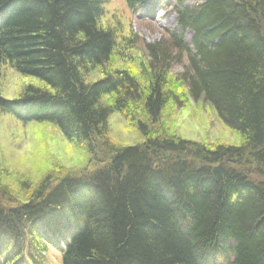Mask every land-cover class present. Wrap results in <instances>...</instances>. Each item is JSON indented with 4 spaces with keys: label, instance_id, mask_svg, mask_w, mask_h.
<instances>
[{
    "label": "trees",
    "instance_id": "1",
    "mask_svg": "<svg viewBox=\"0 0 264 264\" xmlns=\"http://www.w3.org/2000/svg\"><path fill=\"white\" fill-rule=\"evenodd\" d=\"M138 1L126 2L134 10L144 5ZM185 1L176 0L179 7ZM103 6L0 0V67L52 90L28 87L15 101L0 95V110L23 124L53 125L75 149L91 146L92 156L110 158L83 196L74 186L81 179L64 177L68 183L58 187L48 179L28 202L8 207L11 193L0 185L1 262L7 264L14 240L38 234V224L54 231L60 217L79 214L87 230L70 238L63 264H264V182L249 179L264 177V0H202L179 11L176 31L166 32L168 46L145 47V86L127 70L89 80L117 48L114 30L99 25ZM188 29L196 55L183 43ZM183 54L188 73L180 83L241 135V146L207 148L164 136L158 119L168 104L180 103L169 62ZM114 112L133 126L142 117L145 142L112 144L107 121ZM151 124L157 126L149 134Z\"/></svg>",
    "mask_w": 264,
    "mask_h": 264
},
{
    "label": "rangeland",
    "instance_id": "2",
    "mask_svg": "<svg viewBox=\"0 0 264 264\" xmlns=\"http://www.w3.org/2000/svg\"><path fill=\"white\" fill-rule=\"evenodd\" d=\"M103 3L104 16L100 24L103 28L115 31L117 48L111 62L103 70L93 73L90 81H97L116 70H127L139 85L145 86L146 82L141 76L142 68L150 60L145 47L155 44L168 46L165 30L176 29L175 15L170 9L166 10L162 2L157 4L156 9L145 8L137 14L129 13L124 0H103ZM161 7L168 13L164 15ZM186 38L190 40L191 33H187ZM173 62H169V79L184 106L180 108L172 102L167 105L157 122L162 131L207 148L218 145L241 146L244 142L241 135L223 124L213 107L204 99L192 101L186 87L180 83L182 75L188 73L186 59L180 58V61ZM28 87L46 89V85L38 79L22 76L8 64L1 65L2 98L9 101L20 99ZM108 139L112 144L123 147L143 143L135 125L128 124L119 113H114L109 119ZM108 158L106 153L101 152L95 160L107 162ZM91 163L88 156L70 145L53 125L23 124L0 110V185L7 187L11 193L10 200H5L4 205L10 207L28 202L46 179H52L50 175L57 174L58 178L70 173L85 175L98 166ZM253 180L264 182V177L254 175ZM45 257L46 264H61L60 256L54 248H49Z\"/></svg>",
    "mask_w": 264,
    "mask_h": 264
},
{
    "label": "bare ground",
    "instance_id": "3",
    "mask_svg": "<svg viewBox=\"0 0 264 264\" xmlns=\"http://www.w3.org/2000/svg\"><path fill=\"white\" fill-rule=\"evenodd\" d=\"M101 1L103 3V0H101ZM126 1L127 0H124L125 5H126L128 11H129V13H131V14H137V13L141 12L142 10H144L145 8L149 9V10H150V8L151 9H156L157 8V4L160 5V3L162 2L163 3V7L166 8V10L170 9L171 12L173 13V15H175L176 24H178V18H179L178 17L179 16L178 12L179 11H181L184 8L196 7V5L202 3V0H187V1H185L182 4L181 7H179L177 2H176V0H159V3H157V0H139L138 2H142V3H144V5L132 10V9H130L128 7ZM198 1H200V2L198 3ZM194 2H197V3L191 4V3H194ZM103 5H104V3H103ZM160 9H161V11L165 12L164 15L166 13H168V11L162 9V7ZM100 22L101 21H99V25L101 26ZM0 26H1V24H0ZM176 29H177V27H176ZM176 29L174 31H176ZM165 31L171 32L170 30H165ZM187 33H191L190 40H187V38H186ZM193 40H194V31L192 29L186 30L185 33H184V36H183V43L188 45V46H190V49H189L190 50V54L196 55V51H195V48L193 46ZM180 58H181V60L182 59H186V63H187V67H188V61H187L188 60V55L187 54H183L179 58H177L176 60L180 61ZM176 60H174V62ZM169 67H170V65H169ZM169 67H168V71H169ZM168 76H169V73H168ZM101 79H103V78H101ZM91 82H95V81H91ZM46 90H49L50 92H52V90L49 87H47V86H46ZM188 95H189V92H188ZM189 97L194 102L198 101L200 99H204L205 100V98L203 96L198 97L197 99L191 97L190 95H189ZM106 101H111V100L110 99H105V102ZM174 102H176V101H173V104L174 105L176 104L180 108H182L184 106V102H183V100L181 98H180V103H177V102L174 103ZM110 103L111 102H108V104H110ZM114 113H119V112H114ZM114 113H112L110 115V117ZM163 113H164V110L162 111L161 116L159 117V119L162 117ZM119 114L122 116V118L125 119V121H127L125 115H123L122 113H119ZM110 117H109V119H110ZM217 117H218V115H217ZM109 119L107 121V128H108ZM142 119H143L142 117L137 119V121L135 122V128H136L138 134L140 135L141 140H143V143H144L145 142V135H144L143 127L141 125V120ZM146 130H148V132L149 131L150 132L153 131L152 127H149V126L147 127ZM150 132H149V134H150ZM163 134H164V136L175 137V138L183 140V141L194 142V141H191V140H186V139H184L182 137H177L175 135L167 134L166 132H163ZM89 149H93V148L91 146H89L88 149H86L84 147H81V148L76 147V150H78L80 152H83V153H85L88 156L89 162H92L91 164H93L94 166H95V164L98 165V166H95L93 171H90L89 173H85V175L84 174L83 175L82 174L76 175L75 173L74 174H71V173L70 174H64V175H62L59 178L57 177L56 174H54V175H50L52 177V179H50V180L46 179V180H48L46 182H48V184H51V183L54 184V187H58V186H60L62 184L68 183L67 181H64L65 179H81L82 181H80L79 184L76 183L74 185L77 188V190L79 191V193H81V195L83 196V193L80 190H82V191L83 190H89L90 191V187L91 186H89L88 184H90V181L93 182V180H92L93 178H91V176H93L94 174L99 173V172H103L104 173L108 168H110V163H108V162H98V160H95L96 156H92L91 153L88 151ZM109 159L110 158H108V160ZM64 177H67V178L62 179ZM55 178L62 179V180L59 181V180H56ZM89 178H91V179H89ZM249 179L253 180V176H250ZM263 185H264V183H263ZM88 186H89V188H88ZM89 191H88V193H89ZM81 195L79 194L78 197H81ZM83 202L86 203L87 200L84 199ZM76 208L80 209L78 206H76ZM78 215H76L75 218L69 217V216H65V215L63 217H60L61 223L57 226V228L54 231H53V229L51 230L49 228H45L44 223H40V224L37 225V229H39L38 230V234H36V235L35 234H31V236H29L28 238L26 237L24 239H21L22 241L14 240L15 242L14 241L12 242V244L10 246V249L7 250L6 253H5V256L8 255L7 259H6L7 264H13L14 260H17V261L19 260V262L21 264H33V262H35L36 260L39 261L40 264H46L45 255H46L47 251L49 250V248H54L57 251V253L60 256L61 264H63V256H64V253L67 251V247L71 245V239H73L77 235L78 236L81 235L83 231L87 230L86 228H87V224L88 223L84 221V218H81ZM60 225L64 226V228H65V225L68 226V227H71V225H72L73 230H71L70 234H67L66 232H62L60 234V232H59V229H61ZM179 227L181 228L183 233L187 234L188 230L186 229L185 225H182L180 223ZM64 228H63V230H64ZM36 239L38 240V242L36 241ZM0 264H3L1 262V260H0ZM208 264H214V263H208ZM219 264H225V263L222 262V263H219Z\"/></svg>",
    "mask_w": 264,
    "mask_h": 264
}]
</instances>
